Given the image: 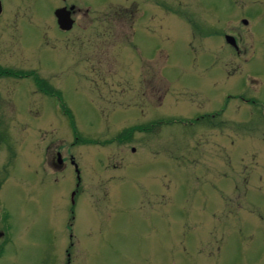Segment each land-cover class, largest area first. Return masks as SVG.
Segmentation results:
<instances>
[{
	"label": "rangeland",
	"instance_id": "1",
	"mask_svg": "<svg viewBox=\"0 0 264 264\" xmlns=\"http://www.w3.org/2000/svg\"><path fill=\"white\" fill-rule=\"evenodd\" d=\"M63 1L17 0L0 16L1 71L42 67L55 93L0 75V160L11 153L1 263L55 264L68 246L75 175L42 170L52 143L81 181L72 264H264L261 3L84 0L65 35L52 15ZM243 12L262 42L243 30L238 59L224 36ZM237 94L262 107L227 102Z\"/></svg>",
	"mask_w": 264,
	"mask_h": 264
},
{
	"label": "flooded vegetation",
	"instance_id": "2",
	"mask_svg": "<svg viewBox=\"0 0 264 264\" xmlns=\"http://www.w3.org/2000/svg\"><path fill=\"white\" fill-rule=\"evenodd\" d=\"M16 1L17 0H0V16L3 15V13L7 10V11H11L13 12L14 7H16ZM236 0H232V2L234 3ZM261 3L262 6V14L259 15L258 12H256L258 18L262 17L264 18V0H257ZM70 1H63L61 2V4H59L58 6L54 7L52 10V15H53V20H54V24L56 26V28L60 31V33L63 34H68L69 32H71L75 26L78 24V16H79V12H80V8L78 3H80V5L85 4L84 0H71L70 3H68ZM65 8L66 10L69 11V20L72 21V26L71 29L69 31H64L59 29L58 24H57V18L55 17V12L59 9ZM89 9V8H87ZM86 9V10H87ZM89 12V11H88ZM84 14L88 15L86 13V11L84 12ZM236 14V13H235ZM233 14L232 16V21H231V25H235V22H239L240 26H237L240 31H234V27L230 28L229 33L226 34L224 36L225 42L228 46V48L231 50V53L234 55L235 58H240V53H241V49L243 46V43H246V41L243 38V32H248L250 31V34H252V36L247 37L250 38V45L252 47H256L255 43L259 42L261 43L262 40L260 38H256L255 36L258 35V33L260 31L258 30H254L252 29L253 25L251 24V22H249L247 20V18L245 17V12L240 13L239 15H235ZM245 14V15H244ZM14 17V16H13ZM244 30V31H243ZM247 30V31H246ZM243 31V32H242ZM248 32V35H250ZM229 38V40L227 41L226 38ZM67 63H72L74 64V66L77 68L76 73H74L75 75H77L80 78H84V75L86 74V71L88 70L87 67L85 65H80V63L72 61H67ZM42 67L40 68H35V69H29V71L26 72H31L32 75L34 76H39L40 72H41ZM1 66H0V75L3 76V72L1 73ZM17 79H22V78H17ZM33 80L32 78H28ZM34 83V82H33ZM35 84V83H34ZM50 84V83H49ZM37 89V88H36ZM37 95H42V97H52L48 94V92H43L40 91L39 89H37ZM230 100H234V101H239V104H245V105H253L256 106L258 109L262 107V104L258 101V99L255 96L252 97H245V95L243 94H237V95H231L228 97L227 102H230ZM239 105V106H240ZM209 116V115H207ZM215 114H210L209 117H214ZM52 144V143H51ZM50 144V145H51ZM47 146L45 148V151L43 153V158L41 159L40 165L42 167V170L46 173V165H50L53 169L58 170L59 167H61L64 170H68L69 168L72 169V171L74 172L75 175V190H71V196H70V203L71 206L69 207V212L71 214V220L67 222V230L69 231V243L68 246L65 249H62L59 253H57L55 255V264H72V260H73V256L71 253V247L73 246V238L75 237L73 234V212H74V195L76 193V191L79 189L81 181H80V177H79V171H78V167H77V163H75L74 158L72 155H69L68 157H62L61 153L57 150L55 152H49V148L50 147ZM11 155V153H5L3 155V160H0V162H3V164H0V193H2L5 184L7 183V179H8V172L7 169L11 164V159L9 156ZM60 172V171H59ZM47 176H49L48 173H46ZM54 175H57L56 173ZM54 175H50V176H54ZM246 185H248L246 183ZM99 208V207H96ZM95 208V209H96ZM10 217H11V213L9 211V209L7 207H5L2 202H1V198H0V264L1 261H3L4 256H5V250L7 245L10 243V235H11V228H10ZM14 263V261H13Z\"/></svg>",
	"mask_w": 264,
	"mask_h": 264
},
{
	"label": "trees",
	"instance_id": "3",
	"mask_svg": "<svg viewBox=\"0 0 264 264\" xmlns=\"http://www.w3.org/2000/svg\"><path fill=\"white\" fill-rule=\"evenodd\" d=\"M3 75L6 76V77H12V78H32L33 82L35 83V85L37 86V88L40 91L48 92V94L50 96L55 97L54 89L49 87L48 83L46 84V82H44V81L40 82L38 80V77L32 75L31 72L7 69L6 71L3 72ZM50 89L53 90V91H51ZM132 130H134V129H128L127 131L131 132ZM128 135H130V134H128Z\"/></svg>",
	"mask_w": 264,
	"mask_h": 264
},
{
	"label": "water",
	"instance_id": "4",
	"mask_svg": "<svg viewBox=\"0 0 264 264\" xmlns=\"http://www.w3.org/2000/svg\"><path fill=\"white\" fill-rule=\"evenodd\" d=\"M55 17L57 18V24L59 29L64 31H69L72 26V21L69 20V11L65 8L59 9L55 12ZM226 40L228 41L229 38L227 37Z\"/></svg>",
	"mask_w": 264,
	"mask_h": 264
}]
</instances>
